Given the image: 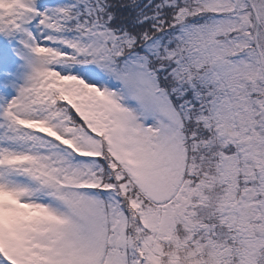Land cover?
<instances>
[{
  "label": "snow or ice",
  "instance_id": "1",
  "mask_svg": "<svg viewBox=\"0 0 264 264\" xmlns=\"http://www.w3.org/2000/svg\"><path fill=\"white\" fill-rule=\"evenodd\" d=\"M0 264H264V0H0Z\"/></svg>",
  "mask_w": 264,
  "mask_h": 264
}]
</instances>
